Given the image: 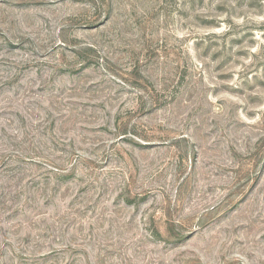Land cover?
Masks as SVG:
<instances>
[{"label":"rangeland","instance_id":"obj_1","mask_svg":"<svg viewBox=\"0 0 264 264\" xmlns=\"http://www.w3.org/2000/svg\"><path fill=\"white\" fill-rule=\"evenodd\" d=\"M0 264H264V0H0Z\"/></svg>","mask_w":264,"mask_h":264}]
</instances>
